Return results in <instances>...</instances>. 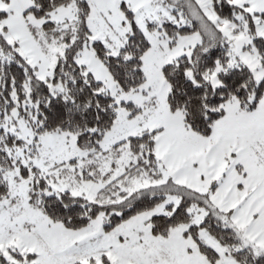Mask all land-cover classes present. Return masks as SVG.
Instances as JSON below:
<instances>
[{"label":"snow or ice","instance_id":"1","mask_svg":"<svg viewBox=\"0 0 264 264\" xmlns=\"http://www.w3.org/2000/svg\"><path fill=\"white\" fill-rule=\"evenodd\" d=\"M0 264H264V0H0Z\"/></svg>","mask_w":264,"mask_h":264}]
</instances>
